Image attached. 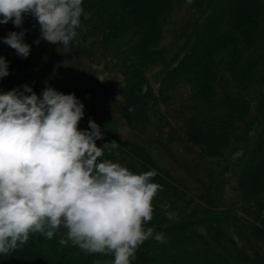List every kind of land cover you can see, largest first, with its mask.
I'll return each mask as SVG.
<instances>
[{"label":"trees","instance_id":"obj_1","mask_svg":"<svg viewBox=\"0 0 264 264\" xmlns=\"http://www.w3.org/2000/svg\"><path fill=\"white\" fill-rule=\"evenodd\" d=\"M82 8L67 48L41 39L31 14L19 28L0 25L9 72L0 94L24 85L38 97L46 87L74 94L84 105L78 129L93 120L104 134L97 147L118 144L101 159L156 171L162 191L144 227L165 242L150 237L131 264H264V0H82ZM21 30L26 58L3 43ZM72 56L81 73L67 82ZM66 233H30L0 264H112V254L61 245Z\"/></svg>","mask_w":264,"mask_h":264},{"label":"clouds","instance_id":"obj_2","mask_svg":"<svg viewBox=\"0 0 264 264\" xmlns=\"http://www.w3.org/2000/svg\"><path fill=\"white\" fill-rule=\"evenodd\" d=\"M28 14L39 24L41 39L67 48L84 11L82 0H0V25L11 21L19 28ZM25 32L3 38L24 58L30 54ZM8 75V62L0 56V78ZM83 116L84 105L74 94L51 87L39 97L28 85L0 94V254L23 246L30 233L52 239L61 226L67 229L61 245L71 241L89 254H112V264H131L150 237L165 242L162 233L144 227L162 191L152 182L156 171L134 174L101 159L118 144L97 147L104 134L93 120L89 130H79Z\"/></svg>","mask_w":264,"mask_h":264},{"label":"rangeland","instance_id":"obj_3","mask_svg":"<svg viewBox=\"0 0 264 264\" xmlns=\"http://www.w3.org/2000/svg\"><path fill=\"white\" fill-rule=\"evenodd\" d=\"M75 58H78V57H76V56H72V57H70L69 58V65L68 64H64L63 63V68H65V69H70V71H71V76L70 77H65V81H67V82H70V81H74V79H75V77L79 74V73H81L80 71H78L77 69L81 66L78 62H77V64H76V60H75ZM82 62V64L84 65V66H88L87 65V63H86V61L85 60H82L81 61ZM102 69V67L101 66H99L98 67V70H101ZM86 70V68L84 69V71ZM148 76H149V78L150 79H152V75H151V72L148 74ZM66 79H68V80H66ZM108 81V79H104V77H99V82L100 83H105V82H107ZM151 84H152V88L154 89V92H156L157 91V84H155V83H153L152 81H151ZM121 124L122 125H124L123 124V122L121 121ZM179 125H180V123H179ZM129 129H127L126 127L124 128V133L125 134H123V136H122V133H121V137H125V138H130L131 137V135H132V132L129 130ZM151 151H152V149H151ZM180 153H184L183 151L182 152H180ZM181 158V160L182 161H184V162H188V157L187 156H181L180 157ZM165 163H166V165L168 166V168L170 169V170H173L174 172H176L177 173V168L175 167V165L173 164V163H171V162H169V161H165ZM190 165V164H189ZM166 196L169 198V199H171L172 198V194H166ZM154 203V201L152 200V204ZM3 258V260L4 261H6V260H8L9 259V255H6V256H3L2 257ZM36 259V258H35ZM39 259V258H38ZM37 261V260H36Z\"/></svg>","mask_w":264,"mask_h":264}]
</instances>
